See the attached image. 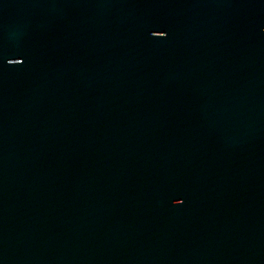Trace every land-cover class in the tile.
I'll use <instances>...</instances> for the list:
<instances>
[{"label": "water", "instance_id": "water-1", "mask_svg": "<svg viewBox=\"0 0 264 264\" xmlns=\"http://www.w3.org/2000/svg\"><path fill=\"white\" fill-rule=\"evenodd\" d=\"M0 264H264V0H0Z\"/></svg>", "mask_w": 264, "mask_h": 264}]
</instances>
